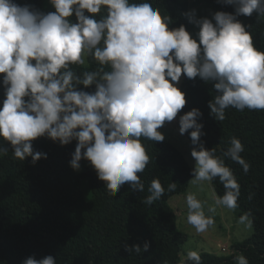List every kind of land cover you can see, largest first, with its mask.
<instances>
[{"label": "clouds", "instance_id": "1", "mask_svg": "<svg viewBox=\"0 0 264 264\" xmlns=\"http://www.w3.org/2000/svg\"><path fill=\"white\" fill-rule=\"evenodd\" d=\"M234 6V14L218 11L211 19L184 13L199 28L196 38L184 25L170 28L171 17L161 15L148 0H50L54 11L42 12L30 4L0 0V75L4 96L0 107V138L14 156L36 163L47 154L34 151L33 141L47 137L66 146L76 141L70 167L79 171L87 160L100 181L115 196L122 185L141 192L138 176L149 163L141 137L163 142L158 131L176 119L185 107V93L176 84L181 77L199 78L216 91L208 107L216 120L226 110H264V52L238 18L264 15V0H218ZM103 14L100 15L102 13ZM98 62L94 70L78 73L73 65L85 58ZM80 86H83L81 89ZM94 86V91H85ZM199 109L179 117V132L190 134L191 156L196 161L195 181L219 177L225 192L216 204L237 207L240 186L223 159L201 142L205 135ZM224 153L241 164L244 147L237 138ZM8 146L0 144V155ZM175 183L169 185L174 190ZM145 203L164 193L153 180ZM187 222L198 232L213 223L194 194L186 197ZM209 212L215 208L210 207ZM150 242L124 246V251L147 252ZM198 259L196 253L189 254ZM22 264H57L47 255L29 256ZM237 264H249L243 255Z\"/></svg>", "mask_w": 264, "mask_h": 264}, {"label": "trees", "instance_id": "2", "mask_svg": "<svg viewBox=\"0 0 264 264\" xmlns=\"http://www.w3.org/2000/svg\"><path fill=\"white\" fill-rule=\"evenodd\" d=\"M194 5L199 4V0ZM30 4L42 12L54 11L50 0H15ZM140 3L143 0H132ZM161 15L168 14L170 28L184 25L191 34L195 28L184 13L191 10L187 0H148ZM229 5L228 13L234 14ZM103 14L102 13L100 15ZM253 36L254 46L264 52V15L238 18ZM87 58V65H73L78 73L96 69L98 62ZM82 89L83 86H80ZM185 93L186 105L176 117L193 108L201 111L198 123L204 125L201 142L215 156L223 159L240 186L235 211L252 222L251 233L229 247L228 254L202 252L198 259L188 256L180 259L181 246L187 235L176 227V214L169 201L188 188L192 170L179 150L169 142H155L141 137L149 156V163L138 173L144 190L121 186L113 196L105 182L98 179L95 169L87 160L81 161L79 171L70 167L76 141L61 146L47 137L33 141L34 151L47 154V159L36 163L31 157L24 161L14 156L7 141V155H0V264H22L29 256L41 259L47 255L56 258L57 264H148L150 260L167 259L163 264H237L243 255L249 264H264V110H236L229 107L224 120H216L208 107L216 92H212L198 77L183 78L180 88ZM85 91H94V86ZM4 88L0 75V107ZM190 129L184 136L190 139ZM241 141L240 154L249 165L247 172L241 164L224 155L232 138ZM192 145V144H191ZM153 180H159L163 195L151 205L145 203L150 195ZM176 184L174 190L169 185ZM211 186L216 198L225 189L219 177ZM150 242L147 252L129 254L124 246ZM221 252V251H220Z\"/></svg>", "mask_w": 264, "mask_h": 264}, {"label": "rangeland", "instance_id": "3", "mask_svg": "<svg viewBox=\"0 0 264 264\" xmlns=\"http://www.w3.org/2000/svg\"><path fill=\"white\" fill-rule=\"evenodd\" d=\"M188 6L191 10L195 9L197 18H209L213 13L223 11L228 13L229 5H223L218 0H199V4L194 5L196 0H187ZM195 30L191 33L193 38H196L199 28L194 26ZM87 65V58H85V64ZM184 76L181 77L176 86L180 88V84ZM204 82V81H203ZM204 84L212 92H216L211 83ZM164 136L167 142L174 146L181 152L185 158L187 164L192 170L195 167L196 161L191 156L192 145L189 140L179 132V125L176 119L172 122H166L165 125L158 129ZM188 194H194L198 200L203 204V208L206 216H212L214 223L203 232H198L191 224L187 222L188 207L186 203V197ZM216 195L209 181H195L194 176L189 181L188 188L183 194L176 195L169 201L173 208L177 220L176 227L179 231L187 235V240L182 244L180 250V259H186L190 253L200 254L202 252H215L217 250L216 242L218 240H225L226 232L231 231L232 239L229 243H235L243 240L252 231V222L245 216H240L234 209H229L224 206L216 204ZM215 208L214 212H209L208 209ZM220 207H223V212L220 211ZM229 247V246H228ZM229 252H219V254H228ZM166 258V257H165ZM150 260L148 264H163L167 262V259Z\"/></svg>", "mask_w": 264, "mask_h": 264}, {"label": "crops", "instance_id": "4", "mask_svg": "<svg viewBox=\"0 0 264 264\" xmlns=\"http://www.w3.org/2000/svg\"><path fill=\"white\" fill-rule=\"evenodd\" d=\"M219 206H221V205H219ZM223 207H220V211L221 212H223ZM251 233V232H250ZM246 238V237H245ZM232 239V234H231V231L230 230H228L227 232H226V238H225V240L223 241H221V240H218L217 242H216V245H217V250L215 251V252H213V253H216V254H219V246H226L227 248H228V246H229V252L231 251V246H232V244L233 243H229V241ZM190 256V255H189Z\"/></svg>", "mask_w": 264, "mask_h": 264}, {"label": "built area", "instance_id": "5", "mask_svg": "<svg viewBox=\"0 0 264 264\" xmlns=\"http://www.w3.org/2000/svg\"><path fill=\"white\" fill-rule=\"evenodd\" d=\"M227 247L226 246H219V251L226 252Z\"/></svg>", "mask_w": 264, "mask_h": 264}]
</instances>
